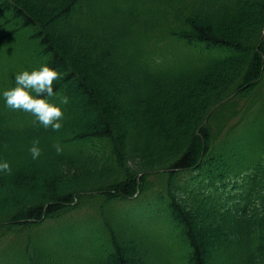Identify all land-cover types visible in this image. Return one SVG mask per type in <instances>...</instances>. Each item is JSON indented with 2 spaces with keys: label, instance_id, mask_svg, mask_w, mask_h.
<instances>
[{
  "label": "trees",
  "instance_id": "1",
  "mask_svg": "<svg viewBox=\"0 0 264 264\" xmlns=\"http://www.w3.org/2000/svg\"><path fill=\"white\" fill-rule=\"evenodd\" d=\"M42 63L69 100L0 98V264H264V0H0V90Z\"/></svg>",
  "mask_w": 264,
  "mask_h": 264
},
{
  "label": "clouds",
  "instance_id": "2",
  "mask_svg": "<svg viewBox=\"0 0 264 264\" xmlns=\"http://www.w3.org/2000/svg\"><path fill=\"white\" fill-rule=\"evenodd\" d=\"M60 76V71L48 63H42L31 70L23 69L14 74V86L0 90V98L6 107L29 112L43 127L58 130L62 127L64 115L60 104H67L69 98L63 96L58 104L49 100V97L56 95L53 82ZM54 146L57 152L63 151L59 142ZM29 151L33 159L39 158L42 152L39 141H34ZM11 172L9 161L0 159V174Z\"/></svg>",
  "mask_w": 264,
  "mask_h": 264
},
{
  "label": "rangeland",
  "instance_id": "3",
  "mask_svg": "<svg viewBox=\"0 0 264 264\" xmlns=\"http://www.w3.org/2000/svg\"><path fill=\"white\" fill-rule=\"evenodd\" d=\"M78 102H79V103H78ZM75 103H77V104L82 108V105H81L80 101H77V100H76ZM77 104H76V105H77ZM80 107H79L78 109H81ZM86 116H88V115L86 114ZM90 117L92 118V117H94V116H92V114H90ZM70 119H75V118L73 117V118H70ZM92 119H93V118H92ZM75 120H76V119H75ZM26 164H28V163L26 162ZM26 164H25V166H26ZM33 171H34V170H33ZM42 171H43V169H42ZM61 171H62V172L64 171L63 173L66 172L65 169H62ZM46 172H48V171L45 170V172L42 173V172H40V171L38 170V171H36L35 174H36L37 177H40L41 174H44V173H46ZM105 173H106V172H104V174H105ZM97 174H98V173H97ZM97 174H96V175L93 174V177H94V178H97V177L99 176V174H98V175H97ZM47 176H48V175H47ZM63 177H64V176H63ZM67 178H68V176H67ZM97 179H98V178H97ZM91 180L93 181L94 179H91ZM37 191H39V190L35 187L33 193H34V192L37 193ZM36 193H34V194H36ZM1 208H2V206H1ZM1 208H0V209H1ZM0 216H1V215H0Z\"/></svg>",
  "mask_w": 264,
  "mask_h": 264
}]
</instances>
